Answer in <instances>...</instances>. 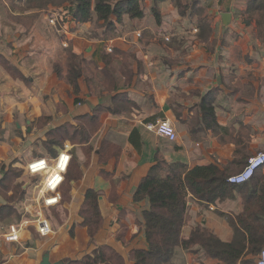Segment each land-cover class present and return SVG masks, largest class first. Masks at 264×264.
<instances>
[{
	"label": "crops",
	"instance_id": "0c3cea01",
	"mask_svg": "<svg viewBox=\"0 0 264 264\" xmlns=\"http://www.w3.org/2000/svg\"><path fill=\"white\" fill-rule=\"evenodd\" d=\"M151 1L140 19H110L104 27L117 36L87 40L65 29L67 47L53 32L55 19H47L49 38H35L45 21L42 7H33L23 11L37 10L30 29L22 36L16 27L0 43V180L12 170L18 176L0 181V264H72L101 247L132 264L130 252L148 248L141 220L147 202L133 195L156 160L215 165L226 179L209 195L189 193L186 238L200 225L224 243L243 236L244 253L263 249L264 166L247 183L227 179L264 152V0H177L179 9L173 0ZM68 19L75 30L90 25ZM70 53L84 60L78 96L66 80ZM93 117L96 128L80 142ZM160 119L172 125L174 141L147 129ZM64 129L78 141L60 140ZM64 151L70 161L61 200L42 208L52 232L42 237L29 226L18 242H4L8 227L37 209L44 176L30 175L27 164H53ZM88 191L100 215L93 234L82 224ZM258 255L247 259L256 264ZM217 263L195 246L176 249L170 264Z\"/></svg>",
	"mask_w": 264,
	"mask_h": 264
},
{
	"label": "trees",
	"instance_id": "16d2710c",
	"mask_svg": "<svg viewBox=\"0 0 264 264\" xmlns=\"http://www.w3.org/2000/svg\"><path fill=\"white\" fill-rule=\"evenodd\" d=\"M26 1L33 3L35 7L42 8L48 7L54 2H60V4L66 6L67 16L78 24L94 21L110 27V19L112 17L119 23L123 17L134 20L144 16V0ZM162 1L165 0H154L156 3ZM173 1L179 9V2L177 0ZM83 64L84 60L80 57L71 53L67 54L65 65L67 70L66 80L71 86L74 96H78V79L82 76ZM4 65L7 69H10V66ZM75 101L77 103L78 99L76 98ZM96 126L93 117L89 126L82 128L79 134L76 131L72 134L65 133L67 130L64 129V132L62 130L58 133V135L60 134L59 136L63 137H59V139L76 143L78 141L76 135L78 134L82 136L80 142H85L83 135L86 136L88 131L92 132V129L94 130ZM54 138H56V135H54ZM52 140L49 139V141ZM16 174L17 172L14 170L10 171V173L8 172L3 182L0 180L1 183L14 182V179L18 177ZM225 182L226 179L222 172L215 165L188 169L185 165L167 164L163 160H156L155 165L140 182L133 195L134 202H147L146 208L141 213V220L148 248L146 250H132L129 255L131 263L170 264L176 249L192 251L197 246L204 252L206 257L216 260L217 264H252L251 259H247V257L256 256L259 253L243 252V236H234L230 242L224 243L200 225L189 230L187 238L184 235L189 193L194 196L209 195L216 189V187L212 189V186H217L221 189L225 186ZM85 201L86 203L82 210V224L88 228L90 234H93L100 224L95 193L88 191ZM85 209L87 210L85 211ZM72 264H126V262L121 255L110 248L101 247L92 252L91 255L83 258L82 261Z\"/></svg>",
	"mask_w": 264,
	"mask_h": 264
},
{
	"label": "built area",
	"instance_id": "2783aa9c",
	"mask_svg": "<svg viewBox=\"0 0 264 264\" xmlns=\"http://www.w3.org/2000/svg\"><path fill=\"white\" fill-rule=\"evenodd\" d=\"M203 2L208 0H201ZM53 23V21H50ZM147 129L154 132L160 137L169 141L176 139V133L166 119H160L152 124L146 125ZM70 156L67 152L58 154L53 164H49L45 159H37L27 164L26 168L30 175H43V183L38 189L37 209L31 218H27L21 222L12 224L2 235V239L6 243L18 242L21 233L33 226L39 236L45 237L52 232L49 220L42 212V208H48L59 204L61 194L59 188L63 182L64 175L68 169ZM264 166V152L257 154L247 160L244 169L237 175L229 177L227 182L232 185H241L249 182L258 169ZM256 264H264V247L258 255Z\"/></svg>",
	"mask_w": 264,
	"mask_h": 264
},
{
	"label": "rangeland",
	"instance_id": "374dc122",
	"mask_svg": "<svg viewBox=\"0 0 264 264\" xmlns=\"http://www.w3.org/2000/svg\"><path fill=\"white\" fill-rule=\"evenodd\" d=\"M152 4L151 0H144V6H150ZM31 7H35V5H33V3L27 2L26 0H20V1H16V0H0V43H5L8 39H10L14 33V28L17 27V29L19 30V33L22 34L23 31L28 28V30L30 29V24L32 21V17L34 15H37L36 11L34 10L35 13H28L25 14L23 13V11H25L26 9L29 10V8ZM65 5L60 4V2H54L53 4H50V7L48 9H52L49 10V12H47L46 10L48 9H38L39 12H42V16L43 18H45V20L41 17V21L44 22L45 24L41 23L40 26H38L36 29V33H35V38L36 39H46V37L49 38V36H51V34L49 33L50 27H52V23L49 21L47 22V19H55V25H54V33L59 36V37H63V43L64 46L63 47H67L68 42L65 39V35H64V30L67 29L68 32H78L80 37L84 38V39H99V37L103 38V37H112V36H117L116 33L119 34V32H113V31H109L108 29H105L104 24L99 23V22H90L88 24H86V26H82L80 27L78 30L73 29V27H71V24L66 10H65ZM39 15V14H38ZM25 18H27V20L25 21ZM58 22V25H57ZM69 23V24H68ZM23 24H25L26 26H23L20 29V26H22ZM43 24V25H42ZM49 24V25H48ZM75 24V23H74ZM73 26V25H72ZM130 28H127V31L129 32ZM124 34V33H123ZM24 34H22L23 36ZM121 35V34H120ZM14 38V36H13ZM62 43V44H63ZM86 69V68H85ZM29 183L30 184H34L35 181L32 179H29Z\"/></svg>",
	"mask_w": 264,
	"mask_h": 264
},
{
	"label": "water",
	"instance_id": "95a60500",
	"mask_svg": "<svg viewBox=\"0 0 264 264\" xmlns=\"http://www.w3.org/2000/svg\"><path fill=\"white\" fill-rule=\"evenodd\" d=\"M43 264H47V260H44V261H43Z\"/></svg>",
	"mask_w": 264,
	"mask_h": 264
}]
</instances>
